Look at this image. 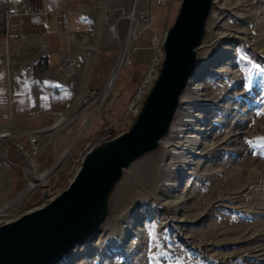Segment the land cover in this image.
<instances>
[{
	"label": "rangeland",
	"instance_id": "1",
	"mask_svg": "<svg viewBox=\"0 0 264 264\" xmlns=\"http://www.w3.org/2000/svg\"><path fill=\"white\" fill-rule=\"evenodd\" d=\"M114 1V19L121 10L137 19L150 10L155 30L126 44L129 22L121 20L115 41L133 65L119 71L115 84L122 91L114 92V84L103 104L102 93L88 101L100 126L76 128L47 179L30 175L15 204L0 209V225L63 193L90 149L105 142L97 137L104 123L116 125L111 137L133 127L128 105L154 55L152 44L166 37L182 0L165 7L156 0ZM205 30L164 144L124 172L101 230L58 264H264V0H215ZM31 182L36 188L28 192Z\"/></svg>",
	"mask_w": 264,
	"mask_h": 264
},
{
	"label": "crops",
	"instance_id": "2",
	"mask_svg": "<svg viewBox=\"0 0 264 264\" xmlns=\"http://www.w3.org/2000/svg\"><path fill=\"white\" fill-rule=\"evenodd\" d=\"M12 1L9 24L0 17V124L11 132L0 139V209L27 187L29 159L37 173L46 172L67 155L76 128L100 126L88 101L104 91L120 55L106 23L114 0ZM122 89L115 84L114 92ZM67 104L71 121L54 128L52 113Z\"/></svg>",
	"mask_w": 264,
	"mask_h": 264
},
{
	"label": "water",
	"instance_id": "3",
	"mask_svg": "<svg viewBox=\"0 0 264 264\" xmlns=\"http://www.w3.org/2000/svg\"><path fill=\"white\" fill-rule=\"evenodd\" d=\"M215 0H182L165 61L133 127L90 149L70 186L43 208L0 225V264H58L100 231L124 172L168 135L197 63Z\"/></svg>",
	"mask_w": 264,
	"mask_h": 264
},
{
	"label": "built area",
	"instance_id": "4",
	"mask_svg": "<svg viewBox=\"0 0 264 264\" xmlns=\"http://www.w3.org/2000/svg\"><path fill=\"white\" fill-rule=\"evenodd\" d=\"M0 3H2L3 5H5V22L6 24H9V20L11 18L10 12H8L10 10V8L12 6L16 5L15 1L12 0H0ZM156 4L158 6H162L165 7L167 6L169 3L167 0H156ZM120 16H118L116 19H114V15L113 12L109 13V15L106 17V23L109 25L110 27V31L113 34V37L115 39H117L120 35L119 33V24L121 22V20L124 18L126 20H128L129 22V26H128V38L126 40V44H131L134 40H136L139 36L143 35L146 32H149L152 30V25L154 23V19L151 16L150 12H145L142 13L140 15V18L137 19L135 18V12L127 14L125 13V11L121 10L120 11ZM113 21V24H112ZM6 39L10 40V39H18V35H12V36H7L6 35ZM165 43V38L164 37H157V39L154 41V55L152 58V60L150 61L147 69L145 70V73L143 74L142 78L140 79V81L138 82V84L136 85V89L134 91V94L130 100V103L128 105L127 108V115L132 117V119H136L140 113V109H142L147 96L149 94V92L151 91L155 81L158 79L162 67H163V63L165 61V50H164V44ZM119 65V67H118ZM132 65V61L127 58L124 57L123 55H119V58L115 64V67L108 79L107 85L104 89V91L102 92V94H105V92L107 91V87H108V83L112 80L113 81V86L117 81V78L119 76V71L125 67V68H130ZM117 68H119V73L115 76V71L117 70ZM64 72V68L61 67L60 72ZM100 96V94L98 92H92L91 93V97H93L92 99H97ZM70 109V104H67L65 106L64 110H60V111H56L53 112L52 114L56 117V124L54 125V128H59L60 126H63L64 124H67L68 122L71 121V118H69L67 116V110ZM116 130V125L114 123H104L102 129L97 133V137L100 138L102 137V141H108L111 140L113 138H115V136L111 137V135H113V132H115ZM11 132L10 130H8V127H6L5 125L0 124V139H4L7 138L8 136H10ZM109 136V138L106 139L105 136ZM31 144L34 150H38L39 149V144H38V139L36 138H32L31 137ZM97 147V146H95ZM93 147V148H95ZM92 148V149H93ZM27 155V153H26ZM26 172L28 175L33 176L35 179L38 180V176L40 175H44L46 172L43 173H37L34 169H33V165L29 159V164L26 165ZM39 181V180H38ZM41 181V180H40ZM36 188V187H35Z\"/></svg>",
	"mask_w": 264,
	"mask_h": 264
},
{
	"label": "bare ground",
	"instance_id": "5",
	"mask_svg": "<svg viewBox=\"0 0 264 264\" xmlns=\"http://www.w3.org/2000/svg\"><path fill=\"white\" fill-rule=\"evenodd\" d=\"M118 67H119V65H118ZM118 71H119V68H117V70L115 71V73H116L115 76L119 73ZM113 81H114V80H113ZM113 81L111 80V81L108 83L107 91L105 92L104 96L101 97V104H103V103L105 102L106 98L110 95V93H111V91H112ZM172 125H173V123H172ZM161 144L163 145L164 142H161ZM49 174H51V173H45L44 175H40V176H38V177H39L40 180H45V179H47V177L49 176ZM40 180H39V181H40ZM35 187H36V185H35L33 182H31L30 185H29V188H30L31 190H34ZM31 190H30V191H31ZM5 212H7V209L3 210L1 213H5Z\"/></svg>",
	"mask_w": 264,
	"mask_h": 264
},
{
	"label": "trees",
	"instance_id": "6",
	"mask_svg": "<svg viewBox=\"0 0 264 264\" xmlns=\"http://www.w3.org/2000/svg\"><path fill=\"white\" fill-rule=\"evenodd\" d=\"M141 77V70L140 67L138 68V71L135 70V73L133 75V81L138 82Z\"/></svg>",
	"mask_w": 264,
	"mask_h": 264
}]
</instances>
